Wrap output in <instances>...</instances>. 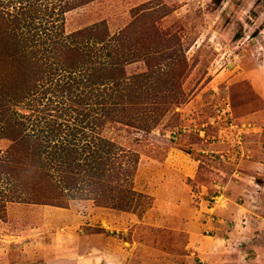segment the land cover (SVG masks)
I'll return each instance as SVG.
<instances>
[{
	"label": "rangeland",
	"instance_id": "374dc122",
	"mask_svg": "<svg viewBox=\"0 0 264 264\" xmlns=\"http://www.w3.org/2000/svg\"><path fill=\"white\" fill-rule=\"evenodd\" d=\"M3 97L85 183L0 181V264H264V0H0Z\"/></svg>",
	"mask_w": 264,
	"mask_h": 264
},
{
	"label": "trees",
	"instance_id": "16d2710c",
	"mask_svg": "<svg viewBox=\"0 0 264 264\" xmlns=\"http://www.w3.org/2000/svg\"><path fill=\"white\" fill-rule=\"evenodd\" d=\"M25 49L26 47L24 48L23 51H26ZM66 65L70 66V68H74L76 66V62L74 63L67 62ZM16 98L17 100L21 99V97L19 98V96H16ZM10 100L11 99L8 98L4 99L3 97L2 99L3 103L0 105V120H1L0 123H2V125L0 126V138L9 137L11 140V143L6 148L5 153L0 151V181L5 183L7 182L10 188H12L13 192H17V191L22 193L29 192L34 194V198L37 195H39V193L35 191L38 188L37 180H44V178H46L47 183L52 182V186H54L55 188L58 187L57 183L60 182L62 187L61 189L62 192H65L66 189H69L71 192L73 187H75L76 185H80L79 181H83L85 183L84 180H80L78 179V177L74 176L75 171L74 169L71 168V163H69L70 164L68 165L69 167L65 169L69 173L67 175L65 174V177H63L62 175L60 177L58 176V180L56 183H54L55 180H53V177H52V181L48 178V174H49V172L47 171L48 168L44 167V163H43L44 161H42L41 156H36L40 154V151L37 148L34 150V147L36 145H34L31 142V140H29L30 135L25 132V127H23V123H22L23 121L18 120V122H16L15 119L14 120L12 119L11 115H8V110H9L8 104ZM71 140L72 139L70 138L68 142H71ZM69 145L71 146L66 147L65 149L66 158L67 155H70V153L77 152V147L75 143L73 144L69 143ZM29 146L32 147H30L29 149ZM111 146L112 145L110 144V141L108 142L107 140H105L103 144H99V146L93 149L95 150V152L93 153H97L98 155L97 150H102L99 152L100 154L98 155V157L103 158L104 155L106 154L109 158V161H111L112 160L111 154L113 150ZM28 149H29V153L26 152ZM19 151H21L23 154L26 155L29 154L31 161L29 163L25 162V164H22L21 163L22 160L19 158V154H18ZM59 157H63V155H59ZM93 157H96V154ZM69 169H72L73 171ZM59 173H62V171H59ZM98 175H100V173H98ZM79 190L81 192L80 194H83V192L85 191L87 192V189H85V185L84 188H80ZM88 193L98 194L97 185H95L91 190H89ZM71 194L72 196L75 194L73 197H76V193L72 192ZM1 198L2 197L0 195V199ZM71 198L72 197H70L69 195L68 199ZM36 200L31 202L37 203ZM55 205L64 207L59 204H55Z\"/></svg>",
	"mask_w": 264,
	"mask_h": 264
},
{
	"label": "crops",
	"instance_id": "0c3cea01",
	"mask_svg": "<svg viewBox=\"0 0 264 264\" xmlns=\"http://www.w3.org/2000/svg\"><path fill=\"white\" fill-rule=\"evenodd\" d=\"M162 205V207L164 208V210H162V213H164V214H168V211L171 213V214H173V210H176V211H178V210H180V207H175V206H173V204H171V205H168V204H166V203H164V204H161ZM176 208V209H175ZM36 211H38V210H36ZM39 214V213H38ZM169 215V214H168ZM176 215V214H175ZM54 238H56V236L54 237Z\"/></svg>",
	"mask_w": 264,
	"mask_h": 264
}]
</instances>
